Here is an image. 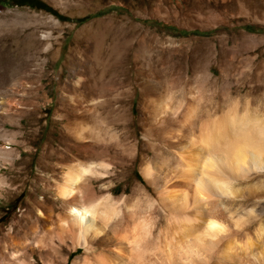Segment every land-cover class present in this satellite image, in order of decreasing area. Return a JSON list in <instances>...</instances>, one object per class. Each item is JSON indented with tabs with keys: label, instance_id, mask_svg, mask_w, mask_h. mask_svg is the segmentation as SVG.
Instances as JSON below:
<instances>
[{
	"label": "rangeland",
	"instance_id": "1",
	"mask_svg": "<svg viewBox=\"0 0 264 264\" xmlns=\"http://www.w3.org/2000/svg\"><path fill=\"white\" fill-rule=\"evenodd\" d=\"M37 1L53 12L0 0V264H18L21 252L27 264H43L62 246L66 264L82 253L70 252L61 222L69 206L58 194L83 159L82 125L91 144L84 159L112 167L90 175L89 204L107 208L122 234L148 210L133 191L145 187L141 165L204 150L186 132L207 133L217 113L222 123L232 96L264 93V0ZM198 96L208 103L193 119ZM164 228L160 220L153 233Z\"/></svg>",
	"mask_w": 264,
	"mask_h": 264
},
{
	"label": "bare ground",
	"instance_id": "2",
	"mask_svg": "<svg viewBox=\"0 0 264 264\" xmlns=\"http://www.w3.org/2000/svg\"><path fill=\"white\" fill-rule=\"evenodd\" d=\"M241 12L246 14L244 9ZM223 116L224 114L222 119ZM217 123L221 122L217 120ZM182 126L186 130L189 129V124L184 123ZM88 132V127L84 125L79 129L82 140L80 152L83 159H80L66 174V182L58 191L69 206L61 222L69 227L68 233L72 241L70 252L82 250V253L74 258L72 264H129L132 250L128 241L133 238V231L139 221L126 222L124 232L120 234L116 231L119 220H111V223L106 225V221L111 218V212L109 213L107 208H104L105 211L102 208L100 210V207L97 209L100 204L90 205L88 198V189L92 180L90 175L105 176L109 174L111 165L104 162L95 164L84 159L91 149V144L87 141ZM203 133L202 135L201 133L195 135L191 132L185 134L187 135L185 141H189V144L196 142L203 147L205 152L201 155L198 154L199 151L204 150L197 146L194 152H191V157L190 155L188 157L186 153L187 159L174 157L173 160H164L160 157L162 164H159L158 168L150 162L141 165L145 187L141 188L138 184H134L133 191L136 201L145 203L147 209L151 208L149 213H155L158 221L164 222V230L156 229V233H153L154 236L159 235L161 231L164 233L161 238L162 243L166 239L172 240L173 243H182L193 236L200 235L205 230L210 235H215L214 240L207 237L203 239L198 248L203 260H200L198 264H264V195L257 186L260 176L256 178V169L261 170V165L264 163L260 164V161H256L258 159L250 158L248 165L245 159L249 157L246 150L228 147L227 141H221L219 138L210 143L207 133H204L203 142L201 138ZM175 138H178L176 148L183 150L187 146L182 141L183 136ZM204 154L205 158H203ZM185 159L188 161L185 162ZM209 159L213 171L208 175L219 183L226 184L227 187L221 192L211 187L207 179L201 181L205 193L213 198L201 201L196 195V182L204 175L205 164ZM218 162L222 167H219ZM246 164L247 168H245ZM218 168H222V175ZM77 181L80 182L81 187L77 197L74 198L72 196L73 187ZM259 183L262 184L261 181ZM113 194L114 189L107 194L104 200L109 203L116 202ZM126 199L122 198L121 201ZM84 213L89 215H83ZM169 217L177 220L178 223L175 226H168ZM209 224H216L218 227L210 228ZM6 238L10 245H17L15 247L18 248L22 246L12 237L7 236ZM64 251L63 246L56 248L53 250V255L43 264H66L68 257H63ZM23 253L19 254L18 264H27L20 258Z\"/></svg>",
	"mask_w": 264,
	"mask_h": 264
},
{
	"label": "clouds",
	"instance_id": "3",
	"mask_svg": "<svg viewBox=\"0 0 264 264\" xmlns=\"http://www.w3.org/2000/svg\"><path fill=\"white\" fill-rule=\"evenodd\" d=\"M80 79L83 80V78ZM194 99L197 101L198 108L193 113V119H198L200 111L208 103V97L198 96ZM220 119L217 113V120ZM207 136L210 143L219 138L221 141H227L228 147H238L246 150L249 157L264 160V93L248 97L232 96L225 104L222 123L209 122ZM211 171L213 169L209 159L205 164L204 175L196 182V195L201 201L213 199L205 193L201 181L207 179L211 187L221 192L227 187L226 184H221L209 176L208 173ZM150 211L151 208L139 220L133 231V238L128 241L132 250L129 264H198L200 260H203L198 248L205 237L214 240L215 235H210L205 230L200 235L193 236L182 243H173L170 239L162 243L161 238L164 236L162 231L159 235H153L158 218L149 216ZM107 223H111V218L106 221V225ZM177 223L178 221L172 217L167 220L168 226H175ZM208 227L217 228L218 226L209 224Z\"/></svg>",
	"mask_w": 264,
	"mask_h": 264
},
{
	"label": "trees",
	"instance_id": "4",
	"mask_svg": "<svg viewBox=\"0 0 264 264\" xmlns=\"http://www.w3.org/2000/svg\"><path fill=\"white\" fill-rule=\"evenodd\" d=\"M27 1H29V3L35 5L36 7H39V8H42V9H46L48 11L53 12V10H51L49 7H47L45 4H43V3H41V2H39L37 0H27Z\"/></svg>",
	"mask_w": 264,
	"mask_h": 264
}]
</instances>
